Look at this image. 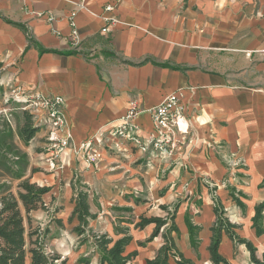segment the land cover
I'll use <instances>...</instances> for the list:
<instances>
[{
	"label": "crops",
	"instance_id": "crops-1",
	"mask_svg": "<svg viewBox=\"0 0 264 264\" xmlns=\"http://www.w3.org/2000/svg\"><path fill=\"white\" fill-rule=\"evenodd\" d=\"M114 1L0 0V65L10 82L66 101L63 134L72 143L63 165L51 167L48 148L40 153L43 129L22 147L29 155L27 176L50 187L43 196L50 210L32 212L47 220L48 250L67 264L100 262L93 239L82 242L73 230L79 224L77 217L70 219L75 184L85 186L95 214L88 232L113 239L126 230L132 235L126 252L138 254L131 264H146L165 242V227L148 240L155 223L137 227L140 216L165 217L162 205L176 202L178 247L196 264H213L208 246L214 195L237 233L262 256L264 233L257 235L252 218L264 201V0H121L107 12L106 4ZM105 14L119 18L107 32ZM171 93L180 95L191 122L187 149L172 158H152L108 135L132 99L143 107L135 120L148 134L150 109ZM99 131L107 138L94 140L101 159L92 165L74 149ZM115 142L125 150H113ZM229 186L242 193L243 205ZM187 210L200 226L198 250L191 246ZM219 250L233 264L252 263L247 246L226 233ZM81 257L90 262H79Z\"/></svg>",
	"mask_w": 264,
	"mask_h": 264
},
{
	"label": "trees",
	"instance_id": "trees-1",
	"mask_svg": "<svg viewBox=\"0 0 264 264\" xmlns=\"http://www.w3.org/2000/svg\"><path fill=\"white\" fill-rule=\"evenodd\" d=\"M16 118V127L8 118H0V264H67V260L62 259L59 253H50L48 250L46 240L50 231L48 225L43 228L39 224L35 230L27 232L26 220L31 222L32 212L39 209L50 210L43 198L50 191V187L32 182L31 178L27 176L30 163L29 155L15 141V136L18 135L25 146L29 145L31 139L38 132L39 126L34 123L33 115L28 111L17 114ZM15 181H18L16 191L13 190ZM73 188L76 193V196L73 197L75 208L70 219L77 217L79 220V224L73 230L82 236V242L88 241L90 237L93 239L100 252L99 264H131L138 252L136 250L126 252V246L132 240L129 231L126 230L124 235L118 239H113L106 233L88 232L89 222L95 218V214L90 212L88 191L84 185L76 187L73 184ZM229 189L234 200L243 205L239 197L242 193L232 186H229ZM213 199L216 220L212 226L213 234L208 246L213 264H233L219 250L224 233L235 244L244 243L247 246L250 251L251 264H264V254L259 256L254 243L237 233L238 226L225 215V207L220 198L214 195ZM197 203L200 204L201 201L198 200ZM179 205L180 202H176L172 207L162 205V208L167 212L165 217L142 215L136 223V226L140 228L149 223H155L154 231L148 240L157 236L165 227L163 231L164 244L158 249L155 257L148 259L146 264H171V259H174L177 264H196L194 260L185 256L176 243L174 233L180 235L179 227L175 223ZM118 209L132 210L129 207H119ZM252 220L257 235L263 234L264 201L256 205ZM58 222L61 224V220ZM185 223L189 230L191 246L198 250L201 241L199 238L200 226L194 223L190 210H187L185 214ZM34 235L36 238L33 239ZM28 239L29 248H27ZM143 244L144 242H141V245ZM79 262L89 263L90 261L88 257H81Z\"/></svg>",
	"mask_w": 264,
	"mask_h": 264
},
{
	"label": "built area",
	"instance_id": "built-area-1",
	"mask_svg": "<svg viewBox=\"0 0 264 264\" xmlns=\"http://www.w3.org/2000/svg\"><path fill=\"white\" fill-rule=\"evenodd\" d=\"M120 1L115 0L113 3H107L105 10L112 12ZM39 15L41 14L39 13ZM102 18L106 23L102 29L104 32L109 31L113 25L119 22V18L111 14H105ZM52 19L49 16V20ZM71 24L76 26L73 20ZM73 35L78 36L76 28L73 29ZM17 95L19 96L17 98L25 103L24 109L30 110L38 122L48 128V149L52 153L49 163L52 168L61 167L63 155L72 143L71 136L63 134V130L67 126L64 113L65 98L62 95L46 96L41 93L28 92L21 86L17 88ZM141 111H143V107L139 105L138 101L130 100L126 113L117 120L108 131V135L114 139L128 142L129 149L149 153L152 158H172L188 148L192 141L191 122L186 115V108L179 94L167 95L160 104L150 109L153 128L146 135L135 120ZM105 138H107L105 132L99 131L94 139L82 143L74 151L90 164L96 165L101 159V153L94 146V140L102 142ZM112 149L121 152L125 150V147L119 142H115Z\"/></svg>",
	"mask_w": 264,
	"mask_h": 264
},
{
	"label": "rangeland",
	"instance_id": "rangeland-1",
	"mask_svg": "<svg viewBox=\"0 0 264 264\" xmlns=\"http://www.w3.org/2000/svg\"><path fill=\"white\" fill-rule=\"evenodd\" d=\"M18 86L19 85H14L12 82H10L7 72L0 65V118L1 117L8 118L14 127H16L17 114L19 115L23 111H28L29 113H31L30 110L24 109L25 103L20 101L17 98L19 97L17 95ZM33 121L37 126H39V130L43 129L45 131V135L43 136L45 138L44 140L45 145H44V148H41L40 153L47 154L48 153L47 148L49 147L48 140H47L48 129L44 124L38 122L37 118H35L34 116H33ZM15 141L21 147L25 146L24 144H22L23 141L20 139L18 135L15 136ZM17 183L18 181L14 182V185H13L14 191L17 190ZM46 221L47 220L45 218H37L36 216H33L30 223L28 222V220H26L27 232L31 230H35L39 224L44 228L46 225ZM48 237L49 236H46V240L49 243ZM34 238H36L35 235L33 236V239ZM29 244L30 243L28 239L27 248L30 247ZM49 252L56 253V251H49ZM59 261H57V263H59Z\"/></svg>",
	"mask_w": 264,
	"mask_h": 264
}]
</instances>
